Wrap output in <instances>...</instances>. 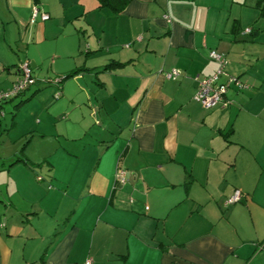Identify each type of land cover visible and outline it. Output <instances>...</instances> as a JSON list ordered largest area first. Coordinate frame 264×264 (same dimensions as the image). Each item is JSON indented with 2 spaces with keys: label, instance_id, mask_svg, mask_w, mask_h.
Returning a JSON list of instances; mask_svg holds the SVG:
<instances>
[{
  "label": "crops",
  "instance_id": "obj_1",
  "mask_svg": "<svg viewBox=\"0 0 264 264\" xmlns=\"http://www.w3.org/2000/svg\"><path fill=\"white\" fill-rule=\"evenodd\" d=\"M257 1L0 0V90L35 78L0 103V264H264ZM211 50L247 88L207 109Z\"/></svg>",
  "mask_w": 264,
  "mask_h": 264
},
{
  "label": "built area",
  "instance_id": "obj_2",
  "mask_svg": "<svg viewBox=\"0 0 264 264\" xmlns=\"http://www.w3.org/2000/svg\"><path fill=\"white\" fill-rule=\"evenodd\" d=\"M37 9L33 8L31 14V20L37 15ZM41 19L48 18L47 14L41 13ZM167 21H170L169 16L164 14L163 16ZM249 30H245L248 32ZM209 58L218 63V67L214 73L202 76L200 78L196 77V92L193 95V99L200 103L204 108L213 107H223L228 103L226 99V92L229 88L235 87L238 90H243L247 88V85L241 81L239 77L227 75L224 71V66L226 64V59L222 54H219L215 50L209 52ZM181 74V71L176 68H172L168 71L163 72V75L167 79H175ZM222 75H226L224 81H220ZM53 83H59V79L52 80ZM35 83V78L32 75V71L27 63V61L20 62L18 66V76L12 84V87L8 91L0 90V103L6 101L19 93L23 92ZM59 94H55V98H58ZM126 171L122 168H117L115 171V181L119 184L125 182ZM40 179V176L37 177ZM240 194L238 191L229 197L226 203H233L238 200ZM85 264H90L86 261Z\"/></svg>",
  "mask_w": 264,
  "mask_h": 264
},
{
  "label": "trees",
  "instance_id": "obj_3",
  "mask_svg": "<svg viewBox=\"0 0 264 264\" xmlns=\"http://www.w3.org/2000/svg\"><path fill=\"white\" fill-rule=\"evenodd\" d=\"M100 1V6H103V5H111V8L114 10V11H118L119 9H121V7H123L124 3L123 4H118V3H115L117 0H99ZM257 4L259 5V12H260V15L264 16V0H258L257 1ZM74 74H70L69 76H72ZM52 82V81H51ZM235 88V87H234ZM238 90V89H237ZM239 91V90H238ZM22 93V92H21ZM20 94V93H19Z\"/></svg>",
  "mask_w": 264,
  "mask_h": 264
},
{
  "label": "rangeland",
  "instance_id": "obj_4",
  "mask_svg": "<svg viewBox=\"0 0 264 264\" xmlns=\"http://www.w3.org/2000/svg\"><path fill=\"white\" fill-rule=\"evenodd\" d=\"M54 79H56V78H52V77H51L50 79H46V80H47L46 83L51 82V81L54 80ZM58 84L60 85V83H58ZM31 87L33 88L34 86L32 85ZM31 87H30V88H31ZM18 100H19L18 97H16L15 100H14L15 103H16V101H18ZM8 104H9V103H8ZM6 115H7V117H8V116H9V113L7 112ZM9 118H10V117H9ZM9 118H7V119H9Z\"/></svg>",
  "mask_w": 264,
  "mask_h": 264
}]
</instances>
